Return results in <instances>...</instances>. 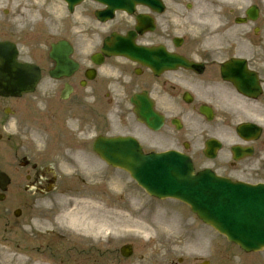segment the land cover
I'll list each match as a JSON object with an SVG mask.
<instances>
[{
  "label": "flooded vegetation",
  "instance_id": "obj_1",
  "mask_svg": "<svg viewBox=\"0 0 264 264\" xmlns=\"http://www.w3.org/2000/svg\"><path fill=\"white\" fill-rule=\"evenodd\" d=\"M45 3L51 4V18L61 17L57 40L68 43L79 68L52 78L56 64L46 54L51 43H45L40 46V93L0 98V118L8 107L13 117L20 113L7 131L0 124V147L5 146L0 172L11 180L5 193L0 190V234L13 240L39 223L51 230L41 238L47 250L60 253L55 231L62 228L61 191L76 195L74 180L83 173L73 165L94 159L95 128H102L99 135L132 136L150 151L182 150L197 167L227 177L264 181V0L166 2L162 14L137 5L133 15L117 13L102 29L95 27L93 4L71 13L58 0ZM142 18L151 19L155 28L142 27ZM137 27L144 28L135 37L138 58L149 56L153 66L156 57L168 62L173 55L197 63V69L156 71L126 53L135 49L132 45L101 54V44L113 34L127 37ZM145 96L165 118L160 131L138 120L132 100L141 102ZM30 124L40 129L38 144L25 140L23 130ZM243 126L249 129L246 135L239 131ZM211 140L226 146L212 160L205 153Z\"/></svg>",
  "mask_w": 264,
  "mask_h": 264
},
{
  "label": "rangeland",
  "instance_id": "obj_2",
  "mask_svg": "<svg viewBox=\"0 0 264 264\" xmlns=\"http://www.w3.org/2000/svg\"><path fill=\"white\" fill-rule=\"evenodd\" d=\"M19 6L21 5L18 2L12 1L8 4L7 1L0 0V17L4 10L10 9L11 21L15 16V8ZM28 38L24 37L23 33H18L12 38L19 45L24 59H28L30 55L27 50L31 47ZM104 176L105 184L96 187L94 191L102 195L110 190V197L107 195L108 203H105L115 215L107 214V217L110 221L113 219L118 223L114 227L120 228L112 232L110 230L109 238L105 236V243L99 245L94 242L96 247L90 248V257L87 259L92 264H200L203 261H209V264H264V251L246 255L237 246L202 227V223L189 213L186 207L175 202L146 201L148 199L145 194L128 175L115 171L109 175L104 173ZM148 208H151L153 213L144 217ZM132 220L140 227L146 223L151 225L149 232L144 234L139 229L136 233H128L130 229L126 227ZM159 220L164 221L157 222ZM125 244L133 245L134 254L123 261L118 250ZM6 251L12 257H20L17 251ZM179 260H183L182 263L178 262ZM11 263L21 264V261L13 258ZM71 263L76 261L72 260ZM79 264H82V261Z\"/></svg>",
  "mask_w": 264,
  "mask_h": 264
},
{
  "label": "water",
  "instance_id": "obj_3",
  "mask_svg": "<svg viewBox=\"0 0 264 264\" xmlns=\"http://www.w3.org/2000/svg\"><path fill=\"white\" fill-rule=\"evenodd\" d=\"M6 55H12L14 59L15 50L0 49V58L6 60ZM14 66L17 72L18 65ZM97 150L111 165L129 171L151 195L159 198L178 197L190 204L192 211L204 222L227 235L230 241L236 242L245 251L264 248V198L259 192L223 182L221 185L211 184L215 190L210 188L205 198L199 199L190 189L189 183L183 179V167L174 154L148 158L130 141H100ZM162 183H169L174 188L168 191L158 189L156 184ZM252 204L253 210H260L253 217L249 215Z\"/></svg>",
  "mask_w": 264,
  "mask_h": 264
},
{
  "label": "bare ground",
  "instance_id": "obj_4",
  "mask_svg": "<svg viewBox=\"0 0 264 264\" xmlns=\"http://www.w3.org/2000/svg\"><path fill=\"white\" fill-rule=\"evenodd\" d=\"M22 11L25 14L17 16L15 23L17 25H29L34 21V18L27 15L25 7L22 8ZM32 12L33 10H30L29 13ZM106 214L107 210L102 203L97 202L93 198H86L81 201L78 199L75 200V208L72 211L66 212L65 215H61L60 218L70 223L77 232H81L88 240H94L100 243L104 233L108 234L109 229L112 228L106 220ZM160 221L163 222L164 220L157 222ZM128 226L131 227L130 232H136L140 229L146 234L150 230V226L147 223L141 227L137 223L129 224Z\"/></svg>",
  "mask_w": 264,
  "mask_h": 264
}]
</instances>
